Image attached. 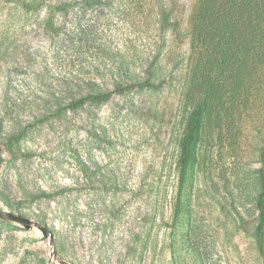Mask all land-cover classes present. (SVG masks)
Returning <instances> with one entry per match:
<instances>
[{"label":"rangeland","instance_id":"1","mask_svg":"<svg viewBox=\"0 0 264 264\" xmlns=\"http://www.w3.org/2000/svg\"><path fill=\"white\" fill-rule=\"evenodd\" d=\"M23 1L0 0V264H264L254 238L264 66L247 70L246 88H206L179 189L198 0H64L65 12L61 0L38 11ZM132 43L162 46L155 87L34 124L58 76H96L105 91L110 76L142 73L151 56L132 63Z\"/></svg>","mask_w":264,"mask_h":264},{"label":"trees","instance_id":"2","mask_svg":"<svg viewBox=\"0 0 264 264\" xmlns=\"http://www.w3.org/2000/svg\"><path fill=\"white\" fill-rule=\"evenodd\" d=\"M45 1H23L22 7L25 11L30 9L38 11ZM70 5L71 2L61 0L56 2L54 10L65 12ZM152 47L147 44H130L132 63L144 66L148 61L147 57L151 56V58L142 73L110 76L108 81L112 89L102 90L101 87L104 84L99 85L100 80L89 74L86 76H80L78 73L59 74L61 76H58L57 80L61 86L50 87L44 92V97L36 98L41 101L42 107L32 116L34 124L59 118L63 113L76 111L87 103L107 102L114 95H122L127 90L152 89L159 77L150 68L155 56H161L163 49L161 45L156 44L155 50L153 48L150 51ZM189 47L190 56H194L195 67L191 74V83L185 87V91L186 96L194 95L195 100L179 140V156L176 165L179 189L183 186L185 175L193 160L199 126L208 110V96L215 95L219 88L232 85L246 88L244 86L247 70L264 66V0H198V6L191 21ZM32 55L36 56V51ZM81 85H84L85 90ZM211 86L212 91L207 96L206 88ZM23 134V129L20 132H14L9 135L6 144L18 142ZM259 185L260 193L256 203L258 216L254 238L260 254L264 255L263 169L259 171Z\"/></svg>","mask_w":264,"mask_h":264},{"label":"water","instance_id":"3","mask_svg":"<svg viewBox=\"0 0 264 264\" xmlns=\"http://www.w3.org/2000/svg\"><path fill=\"white\" fill-rule=\"evenodd\" d=\"M8 217H10L12 220L14 221H19L25 224V227L28 228L31 225V221L24 218V217H18V216H14V215H8ZM45 237H48V233L46 232V230H43Z\"/></svg>","mask_w":264,"mask_h":264}]
</instances>
